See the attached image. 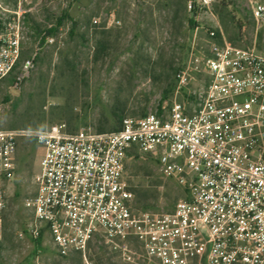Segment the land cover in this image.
I'll return each mask as SVG.
<instances>
[{"label": "built area", "instance_id": "1", "mask_svg": "<svg viewBox=\"0 0 264 264\" xmlns=\"http://www.w3.org/2000/svg\"><path fill=\"white\" fill-rule=\"evenodd\" d=\"M56 1L0 0V89L9 79L27 81L54 43L49 27L31 51L27 46L30 16ZM218 3L187 0L192 29L206 31L205 47L188 65L207 77L197 103L189 95L161 115L126 117L112 132H71L60 123L35 134L44 154L20 237L47 233L62 257L86 255L97 241L120 264H264V52L227 41ZM251 16L264 24L263 2L253 4ZM187 75L179 73L181 87ZM25 135L0 129V239ZM136 155L155 159L183 189L171 211L137 208L126 175Z\"/></svg>", "mask_w": 264, "mask_h": 264}, {"label": "rangeland", "instance_id": "2", "mask_svg": "<svg viewBox=\"0 0 264 264\" xmlns=\"http://www.w3.org/2000/svg\"><path fill=\"white\" fill-rule=\"evenodd\" d=\"M178 1L62 0L39 6L30 16L28 50L42 29L52 27L55 41L40 52L27 81L16 86L9 79L0 89V129L27 134L18 144L17 177L8 185L0 264H120L97 241L85 261L60 256L47 233L20 237L31 220L25 201L35 194L33 179L44 154L35 134L60 123L71 132L83 127L112 132L126 117L161 115L189 95L194 102L207 77L188 65L192 52L205 47L206 31L190 28L187 0L175 19L172 4ZM257 2L264 0H219L216 14L227 41L264 52V24L251 16ZM182 71L188 75L181 87ZM126 172L132 190L148 196L141 197L140 208L146 203L167 212L184 197L151 157H129Z\"/></svg>", "mask_w": 264, "mask_h": 264}, {"label": "trees", "instance_id": "3", "mask_svg": "<svg viewBox=\"0 0 264 264\" xmlns=\"http://www.w3.org/2000/svg\"><path fill=\"white\" fill-rule=\"evenodd\" d=\"M171 4H172V3H171ZM172 6L176 8V10H175V13H176L175 16H176V17H175V19H177V18L179 17V13L182 12V9H183V11H184V0H179L178 2H174V3L172 4ZM180 8H181V11H180ZM189 25H190V28H193V27H194V26H193L194 24H193V21H192V20L189 21ZM53 32H54V30L52 31V33H53ZM175 45H176V44H175ZM170 69H173L172 65L170 66ZM169 77H170V76H169ZM144 116H145V115H144ZM123 120H124V119L121 120L120 125H119V128H117V129L114 130V131H117V130H119V129L121 128ZM135 194H136V197H137V204L142 202V198H141V197H143L144 200H147V198H148L147 195L140 196V192H139V191H135ZM136 206H137V208H140L138 205H136ZM140 209L150 210V209H149V205H147L146 203H144V204H143V207L140 208Z\"/></svg>", "mask_w": 264, "mask_h": 264}, {"label": "flooded vegetation", "instance_id": "4", "mask_svg": "<svg viewBox=\"0 0 264 264\" xmlns=\"http://www.w3.org/2000/svg\"><path fill=\"white\" fill-rule=\"evenodd\" d=\"M88 251H89V247H88L86 255H82V254H77V255L80 256L83 260L88 261Z\"/></svg>", "mask_w": 264, "mask_h": 264}, {"label": "crops", "instance_id": "5", "mask_svg": "<svg viewBox=\"0 0 264 264\" xmlns=\"http://www.w3.org/2000/svg\"><path fill=\"white\" fill-rule=\"evenodd\" d=\"M74 256V255H73ZM72 257V256H71Z\"/></svg>", "mask_w": 264, "mask_h": 264}]
</instances>
